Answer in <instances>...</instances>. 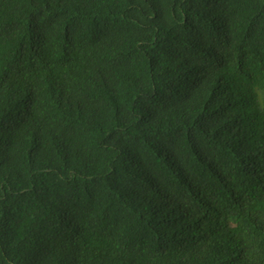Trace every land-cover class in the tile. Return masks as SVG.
I'll return each mask as SVG.
<instances>
[{
	"label": "trees",
	"instance_id": "obj_1",
	"mask_svg": "<svg viewBox=\"0 0 264 264\" xmlns=\"http://www.w3.org/2000/svg\"><path fill=\"white\" fill-rule=\"evenodd\" d=\"M0 264H264V0H0Z\"/></svg>",
	"mask_w": 264,
	"mask_h": 264
}]
</instances>
